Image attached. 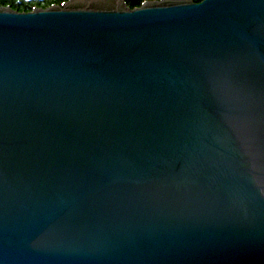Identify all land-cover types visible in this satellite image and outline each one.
I'll list each match as a JSON object with an SVG mask.
<instances>
[{"label":"water","instance_id":"obj_1","mask_svg":"<svg viewBox=\"0 0 264 264\" xmlns=\"http://www.w3.org/2000/svg\"><path fill=\"white\" fill-rule=\"evenodd\" d=\"M0 264H264V0L0 6Z\"/></svg>","mask_w":264,"mask_h":264},{"label":"trees","instance_id":"obj_2","mask_svg":"<svg viewBox=\"0 0 264 264\" xmlns=\"http://www.w3.org/2000/svg\"><path fill=\"white\" fill-rule=\"evenodd\" d=\"M67 0H0V6H10L18 11H31L37 7H49L55 4L62 5ZM128 6L135 8L147 1L153 0H124ZM201 2L202 0H195Z\"/></svg>","mask_w":264,"mask_h":264}]
</instances>
